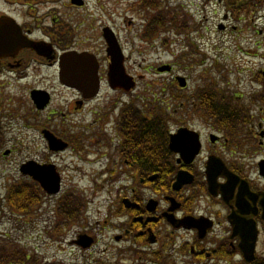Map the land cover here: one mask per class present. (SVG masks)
I'll return each instance as SVG.
<instances>
[{"label":"flooded vegetation","instance_id":"af4514ba","mask_svg":"<svg viewBox=\"0 0 264 264\" xmlns=\"http://www.w3.org/2000/svg\"><path fill=\"white\" fill-rule=\"evenodd\" d=\"M63 1L0 0V44L9 38L5 41L9 48H0V168L3 161L18 156L16 171L25 180L17 184L28 182L39 188L31 169L21 172L27 161L44 165L73 153L79 162L99 166L101 170H91L90 175L109 179L106 202L113 239L122 244L127 260L133 252L140 254L137 264H144L140 258L145 253L151 255L148 264H166L170 258L162 255L161 247L178 253L184 264H264V42L250 53L246 89L238 83L227 85L219 92L222 100L216 109L208 99L214 92L203 88L201 103L194 102L189 111L196 110L206 120L194 127L195 121L188 119L169 131L196 132V154L191 155L194 135L184 131L173 149L168 137L163 162H145L129 154V146L143 142V137L129 136L127 118L137 115L134 104L109 99L107 105L90 108L85 132L78 131L81 112L99 96L87 99L81 90L63 84L65 57L72 51L86 53L81 59L86 67H97L99 80L109 57L106 44L97 50L83 43L90 37L81 40L82 35L66 29L60 10ZM68 3L81 7L84 0ZM17 83L22 89H16ZM9 91L11 95H4ZM9 98L10 103L2 104ZM20 128L31 135L27 144L17 138ZM48 135L63 147L51 149ZM68 170L59 171L66 175ZM2 173L14 176L13 170ZM162 177H168V184H162ZM118 178L126 182L115 186ZM91 231L92 227L79 228L77 238ZM239 236L255 238L251 261L245 259L248 249L244 244L241 248ZM146 245L152 249L146 250Z\"/></svg>","mask_w":264,"mask_h":264},{"label":"rangeland","instance_id":"374dc122","mask_svg":"<svg viewBox=\"0 0 264 264\" xmlns=\"http://www.w3.org/2000/svg\"><path fill=\"white\" fill-rule=\"evenodd\" d=\"M145 1L84 0V5L74 7L68 3V0H64V5L60 6L61 12H64L63 20L66 29L74 30V35H82V38L79 37L81 40L90 37V41L85 39L83 43H89L97 50L103 49L102 43L105 45L101 38V28L109 26L116 35L125 56L126 72L137 80L136 87L126 93L111 91L106 80H103L98 100L89 103L85 107L86 111L81 112L82 118L78 131L91 119V115L87 113L88 110L107 105L109 99L119 104L145 99L144 102L156 110L155 116L183 124L190 119L195 121L193 126L198 127L197 122L205 121L206 117L195 112L196 110H189L193 108L194 102L199 106L203 88L208 87L209 84L212 85V81L213 88L216 90H223L227 85L232 86L237 83L239 88H247L250 53H253L257 44L264 42V9L251 15L242 13L238 17L228 18L226 22H223L226 9L217 5L216 0H160L161 3L167 4L169 10L173 9L172 14L175 19L180 20L179 23H184L159 26L155 34L147 38L144 32H147L153 11L144 6ZM221 21L227 25V30L221 31L217 28ZM201 59H204L203 64ZM162 63L173 64L174 72L158 74L155 69ZM174 75L187 78L185 89L181 90L178 85L170 84ZM19 88L22 89V86L17 83L16 89ZM4 95H11L10 91ZM13 98L18 101L20 96L16 95ZM10 102V98L2 100L4 105ZM157 112L161 114L158 115ZM206 130L207 128H204L203 132ZM81 131L85 132L84 128ZM30 136V133H26L24 129L18 130L17 138L22 140L21 144L30 142ZM19 161L18 156H14L3 161L0 168V234L2 236L6 235L13 239L30 255L38 254L50 262L138 263L137 255L130 260L126 259L128 256L122 251L124 247L121 243L115 242L113 233L104 226L106 212L109 209L106 203V185L109 179L107 176L91 177L90 175L91 170H101L99 166L94 167L88 162H79L72 155H68L64 160L54 161L62 169H69L64 175L60 194L72 189L81 194L87 203V224L94 228L91 232L97 239L94 246L84 252L70 244L73 239V230H76L78 226H70L62 236L54 234L57 199L61 196L60 194L44 197L43 205L30 220L27 216L17 217L11 214L17 213L7 208L5 195L13 180L17 182L25 180L19 179L21 175H18L16 171ZM12 170L14 176L2 173V171L9 173ZM117 180L119 181L114 183L115 186L126 182L125 178ZM176 240L178 245L180 241L178 238ZM145 249H152V247L146 245ZM168 249L169 247H161L162 255H168L170 258L165 262L166 264H184L181 263L178 253L175 251L169 253ZM141 255L140 263L148 264L151 255L147 253Z\"/></svg>","mask_w":264,"mask_h":264},{"label":"trees","instance_id":"16d2710c","mask_svg":"<svg viewBox=\"0 0 264 264\" xmlns=\"http://www.w3.org/2000/svg\"><path fill=\"white\" fill-rule=\"evenodd\" d=\"M253 0H226V3L231 7H239V11L246 9V7ZM264 0H257V2ZM144 6L153 11L151 15V21L148 24L147 32L151 35L155 34L159 26L165 25H181L179 19H175L172 13L173 9L170 10L167 4L161 3L160 0H146ZM176 21V22H175ZM148 35V34H147ZM209 91V90H208ZM211 104L217 109L220 105L222 99L217 94L209 96ZM219 110H217V113ZM129 121V136L132 137H143L142 144L133 145L132 148L129 146V153L137 157H143L145 162H153L158 160L160 163L163 162V157L165 156V146L167 140V131L164 124V120L156 117L153 120L146 119L145 117H140L138 114L134 118H128ZM162 184H168V177H162ZM36 194H31L30 190L26 186H14L9 189L8 194V204L12 210H15L21 214L32 213L33 208L36 205ZM66 205L61 208L60 213L70 216L68 212H72V208L80 206L79 200L74 197H66ZM72 207V208H71ZM0 264H60L59 262H48L45 261L43 257L37 254H28L27 250L18 245L0 239Z\"/></svg>","mask_w":264,"mask_h":264},{"label":"water","instance_id":"95a60500","mask_svg":"<svg viewBox=\"0 0 264 264\" xmlns=\"http://www.w3.org/2000/svg\"><path fill=\"white\" fill-rule=\"evenodd\" d=\"M7 33L10 36V32L9 30H7ZM113 35H108V33L106 32V40L109 44V48H108V53L111 55V64L109 65V71H108V82L110 84V86L112 88H116V87H122L124 89H128L129 87H132V78L129 77L128 75H126L124 68L122 66V56L120 55L119 49L117 47L116 41L114 39V37H112ZM9 40V38L5 39ZM5 41L3 44H0V48L1 47H8L7 45H5ZM67 57L74 59L75 61H79V58H77V55H67ZM81 64V63H80ZM166 68V67H165ZM165 68H160L161 70L165 69ZM86 73H89L90 78L88 80L87 76L85 75ZM63 76L66 77L64 78V81L69 83L70 85L82 90V91H86L84 93V95L87 96H93L95 95V93L97 92L98 89V81L94 80V71L93 68L91 67L90 69H86L84 67V65H81L80 69H72V65H68L66 70L63 73ZM181 84V86L183 85L182 81L183 78L178 77L177 78ZM87 87L86 90L83 89L82 87ZM185 130H179V133L177 135H172L170 137V143H169V148L173 149V144L175 142V139L177 137H181L184 136L183 132ZM190 134L194 135V148L192 150L191 155H195L197 148H198V139H197V134L195 132H190L188 131ZM56 139L53 136H49V142H50V148L57 150L60 149V147L62 146H57L56 145ZM22 168H29L32 171H34L33 174V178L36 179L41 186L46 190V192L50 193V194H54L57 193L59 191V186H60V182H59V176L56 173L54 166L53 165H42V166H34L32 165V163H26L22 166ZM151 179V178H149ZM236 225H234V231L236 230ZM242 239V243H241V248L243 246V244L247 247L248 249V253L247 250L244 254L245 259L247 261H251L253 259V251H254V236H250L248 239H244L242 236H239ZM90 242V239L88 240L85 237H81L80 240L78 241V243L80 245H82L83 247L88 246Z\"/></svg>","mask_w":264,"mask_h":264}]
</instances>
